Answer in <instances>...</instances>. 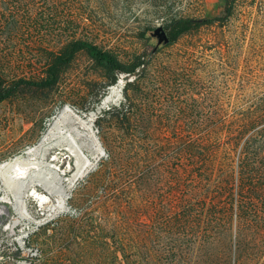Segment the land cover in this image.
<instances>
[{"label":"rangeland","instance_id":"rangeland-1","mask_svg":"<svg viewBox=\"0 0 264 264\" xmlns=\"http://www.w3.org/2000/svg\"><path fill=\"white\" fill-rule=\"evenodd\" d=\"M66 1L58 18L46 19L53 23L49 26L94 43L124 64L150 56L155 42L140 36L148 27H162L171 15L216 18L224 10V0ZM233 16L224 32L206 29L200 38L185 37L148 58L139 87L128 91L130 102L124 88L135 77L119 75L120 104L89 122L101 156L64 204L76 207L79 216H63L37 235L40 264H230V239L207 242L206 208L186 207L194 170L186 155L190 133H195L197 158L204 140H214L221 128L218 115L240 111L260 93L255 84L264 85V0H239ZM14 42L6 44L12 59L1 64L0 73L41 77L45 66L40 52ZM107 83L104 72L80 55L54 91L1 103L0 162L36 145L59 110L71 108L88 119L99 106L86 112L97 93L104 94L103 100L114 86ZM124 106L133 116L132 132L122 125ZM74 162L62 166L66 180ZM33 171L27 166L11 173L25 180ZM112 183L118 187L112 189ZM39 192L49 201L44 206L62 207L58 197ZM24 194L31 206L37 205L27 190ZM106 198L116 203H109L105 212ZM231 255L234 259V247ZM246 264H264V256Z\"/></svg>","mask_w":264,"mask_h":264},{"label":"trees","instance_id":"trees-1","mask_svg":"<svg viewBox=\"0 0 264 264\" xmlns=\"http://www.w3.org/2000/svg\"><path fill=\"white\" fill-rule=\"evenodd\" d=\"M238 2L224 0L223 15L216 18L171 15L160 27L168 39L161 44L155 36L158 28L148 27L140 36L146 39L147 35V39L155 42L150 56L124 64L94 43L56 33L54 26H49L54 17L63 13L66 5L61 4L67 3L66 0H0V66L12 59L6 46L12 41L40 52L45 66L39 78H7L0 73V104L19 96L40 98L54 91L80 55H85L96 69L104 72L109 85H115L121 74L134 76L135 79L127 81L124 88L125 98L130 102L128 91L139 87L148 58L180 39L199 37L206 29L224 32L234 17ZM49 17L51 22L46 21ZM255 87L261 89L260 93L249 99L240 111L218 115L221 128L214 140H204L197 158L193 154L195 133L187 137V165L194 170L188 179L186 207L206 208L204 216L208 226L204 235L207 242L209 239H230V264L253 263L264 256V85L255 84ZM103 95L97 93L86 112L93 111ZM121 113L123 127L132 132L131 110L124 106ZM110 187L113 189L118 185L112 183ZM109 203L115 204L116 200L105 199L102 207L105 212L109 210ZM233 247L234 259L231 255ZM127 249L124 245L121 247L124 256Z\"/></svg>","mask_w":264,"mask_h":264},{"label":"bare ground","instance_id":"bare-ground-1","mask_svg":"<svg viewBox=\"0 0 264 264\" xmlns=\"http://www.w3.org/2000/svg\"><path fill=\"white\" fill-rule=\"evenodd\" d=\"M122 89L123 82L120 79L109 89L97 111L88 119L79 116L71 108L57 111L41 140L25 150L22 155L10 160L9 168H1V179L6 187L14 193L16 185H21V189L28 191V197L35 198L42 206L48 201L47 197L39 192V189L44 190L50 197H58L60 206L65 207L68 192L101 156L89 122L98 113L119 105ZM73 160L74 169L66 180L60 171L67 161ZM27 166L34 168L35 171L30 172L25 180L23 175H12V171H23ZM23 196L27 197L25 194Z\"/></svg>","mask_w":264,"mask_h":264},{"label":"built area","instance_id":"built-area-1","mask_svg":"<svg viewBox=\"0 0 264 264\" xmlns=\"http://www.w3.org/2000/svg\"><path fill=\"white\" fill-rule=\"evenodd\" d=\"M9 167V161L0 162V170ZM24 190L17 184L13 193L0 174V264H40L43 251L37 235L63 216H79L76 207L31 206Z\"/></svg>","mask_w":264,"mask_h":264},{"label":"water","instance_id":"water-1","mask_svg":"<svg viewBox=\"0 0 264 264\" xmlns=\"http://www.w3.org/2000/svg\"><path fill=\"white\" fill-rule=\"evenodd\" d=\"M155 36H158L159 44H161L164 41L168 42V39H167L165 33L162 32V28H160V27L155 31Z\"/></svg>","mask_w":264,"mask_h":264}]
</instances>
